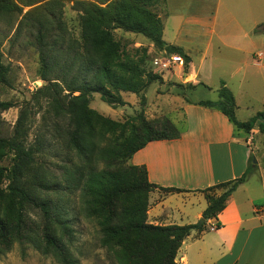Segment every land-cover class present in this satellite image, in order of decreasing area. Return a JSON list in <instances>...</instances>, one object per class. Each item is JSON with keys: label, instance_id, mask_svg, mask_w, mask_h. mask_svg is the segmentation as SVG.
<instances>
[{"label": "trees", "instance_id": "trees-1", "mask_svg": "<svg viewBox=\"0 0 264 264\" xmlns=\"http://www.w3.org/2000/svg\"><path fill=\"white\" fill-rule=\"evenodd\" d=\"M158 1H76L75 6L83 15L81 35L75 39L60 19L62 0H0V17L23 15L24 7H32L22 16L17 33L23 26L35 32L39 72L45 85L34 96L39 104L41 99L47 101L48 115L61 124L63 150L74 155L62 162L61 178L49 181L39 169L40 146L27 143L24 110L14 135L0 136V163L8 154H13L10 168L0 166V254L8 251L14 241L31 238L25 212L32 208L42 217L41 224L33 230L42 253L54 254L61 264H77L66 243V237L72 238L73 229L63 219L60 204L66 195L78 191L86 216L96 222L101 246L107 249L115 264H176L183 241L193 230L203 231L209 220H218L232 194L254 172L256 166L250 161L241 177L206 189L208 206L203 212L202 224L155 226L148 223L150 193L157 188L168 193L181 191L150 183L146 168L129 161L150 142L180 138L175 124L168 118L149 121L142 109L135 117L137 124L122 141L105 147L91 143L95 124L101 125V134L114 133L118 126L90 109L92 94L99 93L101 100L111 107H122L128 103L121 93H133L140 96L144 107L143 93L161 80L143 68L147 51L125 50L116 39L115 30L141 34L157 49L180 55L186 65L191 63L182 48L163 40V21L154 10ZM5 71L0 63V80ZM218 95L217 102L202 101L196 105L216 108L238 130L250 133L258 129L264 136V111L240 122L236 117L235 97L223 81ZM11 107L12 103H0V111ZM221 189L224 190L220 195H214ZM54 192L60 199L50 197ZM221 227L218 223L215 228ZM59 229L63 236L58 233Z\"/></svg>", "mask_w": 264, "mask_h": 264}, {"label": "crops", "instance_id": "crops-1", "mask_svg": "<svg viewBox=\"0 0 264 264\" xmlns=\"http://www.w3.org/2000/svg\"><path fill=\"white\" fill-rule=\"evenodd\" d=\"M159 16L163 40L191 59V88L206 85L209 76L203 70L215 64L228 71L207 88L217 92L225 83L235 97L238 121L264 111V0H165ZM198 102L169 112L177 113L171 121L180 138L150 142L129 161L146 168L150 183L181 191L150 193L152 225L199 224L208 206L206 189L241 177L254 155L256 167L264 164V136L258 129L238 130L220 110ZM253 175L232 194L218 220L183 241L176 264H264V175L260 183H251ZM218 223L222 227L216 229Z\"/></svg>", "mask_w": 264, "mask_h": 264}, {"label": "rangeland", "instance_id": "rangeland-1", "mask_svg": "<svg viewBox=\"0 0 264 264\" xmlns=\"http://www.w3.org/2000/svg\"><path fill=\"white\" fill-rule=\"evenodd\" d=\"M49 1V0H47ZM63 9L60 17L63 25L72 34V37L79 39L81 35V12L75 6L76 1L82 0H62ZM93 1L96 0H83ZM98 3V2H97ZM39 5V4H38ZM37 6V5H35ZM104 6V5H103ZM32 7H24L27 13ZM158 14L164 11L163 0L158 1L154 9ZM23 15H9L0 17V63L6 68L3 80H0V103L9 102L13 107L6 111H0V136L12 137L15 133L22 110L26 112L25 120L26 139L28 145L40 146L38 164L40 172L49 181L56 182L61 178L63 161L67 157H73V153L68 155L63 150V143L60 137V121L47 113V101L41 99L37 103L35 94L37 89L45 85L40 76V56L39 49L35 42V32L31 27L23 26L17 33L18 25ZM115 37L121 42L125 50L134 51L144 49L147 51V59L143 68L146 73H151L161 77L151 84L143 93L146 97V104L141 105L140 96L133 93L122 92L123 100L128 103L122 107H111L101 100L99 93L91 96L89 107L96 114L112 121L118 125L115 132L111 134H101V125L95 124L92 130L91 143L95 147H105L116 141H122L130 135V130L137 122L135 117L144 109L145 117L149 121L168 118L170 121L177 113L169 112L174 107L181 108L186 102L219 100L218 91L210 90L207 85L214 87L218 75H222L227 68L217 67L214 64L210 69H204L208 73L206 85L198 84L197 88H191L189 82L192 80V68L190 65H175L171 69L164 67V63L170 60L171 53L157 49L153 43L141 34H134L123 30H115ZM65 46V45H64ZM66 47V46H65ZM225 53L224 57L227 58ZM203 74V73H201ZM189 78V79H188ZM164 114H161L162 112ZM157 112H159L158 116ZM240 114L242 120L245 117ZM172 122V121H171ZM44 147V150H42ZM13 154H8L0 163L1 167L10 168ZM257 157H252V166H256L254 161ZM75 162V161H74ZM263 162L254 169L251 183H260V175H264ZM69 167H73L69 164ZM222 191L224 189H221ZM54 200L60 199L56 192L49 194ZM63 207V219L69 223L73 229L72 238L66 237L70 255L77 260V264H115L113 257L100 244V233L96 222L89 219L85 212L80 193L66 195L61 200ZM29 225L31 238L16 240L11 248L0 254V264H61L54 254H44L38 248L36 228L41 224L42 217L37 209H28L25 212ZM58 233L63 236L59 229Z\"/></svg>", "mask_w": 264, "mask_h": 264}, {"label": "built area", "instance_id": "built-area-1", "mask_svg": "<svg viewBox=\"0 0 264 264\" xmlns=\"http://www.w3.org/2000/svg\"><path fill=\"white\" fill-rule=\"evenodd\" d=\"M184 59L178 54H172L170 56V60L167 63H164V67L167 69H171L175 65H184Z\"/></svg>", "mask_w": 264, "mask_h": 264}, {"label": "water", "instance_id": "water-1", "mask_svg": "<svg viewBox=\"0 0 264 264\" xmlns=\"http://www.w3.org/2000/svg\"><path fill=\"white\" fill-rule=\"evenodd\" d=\"M254 161H255V163H256V159H254ZM202 223H203V220L200 221V224H202Z\"/></svg>", "mask_w": 264, "mask_h": 264}]
</instances>
